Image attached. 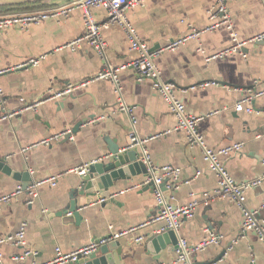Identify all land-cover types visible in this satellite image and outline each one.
Here are the masks:
<instances>
[{"label": "crops", "instance_id": "obj_1", "mask_svg": "<svg viewBox=\"0 0 264 264\" xmlns=\"http://www.w3.org/2000/svg\"><path fill=\"white\" fill-rule=\"evenodd\" d=\"M73 1L57 0L53 5L6 11L0 16L55 10ZM215 1L145 0L142 6H131L127 12L151 48H163L211 25L208 11ZM227 7L240 40L264 31V0H228ZM93 13L98 22L107 20L103 8H94ZM220 19L218 14L214 20ZM84 32L80 9L59 19H47L26 31L17 27L0 30V69L9 70L0 75L7 99L0 112L10 114L0 122V158L7 160L13 172H29L31 184L59 176L56 185L43 183L38 187L32 204L27 203L26 191L0 203V238L15 235L21 224L27 223L25 246L11 241L0 245L2 264L45 262L55 257L57 248L73 252L93 240L140 225L143 226L118 238L127 264H178L174 263L176 251L163 250L159 261L147 253V240L163 232L165 222L155 221L160 206L155 190L144 189L143 175L115 182L110 192L117 203L102 205L97 198L79 196L82 219L59 215L73 198L81 175L78 170L99 160L109 147L130 146L133 117L139 136L148 139L154 164L180 168L178 179L169 181L171 193L166 201L177 206L194 199L197 203L195 215L185 220L180 229V235L192 247L205 243L194 254L193 262L202 264L225 250L220 260L208 264H264V241L253 232L243 233L246 231L240 208L228 198L214 196L217 178L208 168L202 148L189 147L183 131L166 133L177 126V119L169 112L154 81L139 80L131 67L122 71L125 99L134 110L131 114L115 112L117 96L110 81H87L105 62L85 42L75 49L66 46ZM102 32L109 44V63L121 66L135 57L121 28L111 26ZM231 44V33L224 27L203 31L175 51L161 53L156 63L163 77L176 85L188 112L203 117L199 129L209 147L243 144L241 151L223 160L235 181L247 185V205L264 227V181L258 183L259 188L251 185L257 177L264 176V95L253 102L254 112L236 111V103L246 90L264 88V44L249 42L242 53L207 61V57ZM255 81L259 82L257 86ZM207 82L216 84L202 86ZM70 84L74 87L65 99L55 97ZM35 102L40 103L36 109L28 108ZM88 116L90 120L70 139L59 137L50 144L42 143L72 131L79 120ZM22 184V180L0 170V196L12 193ZM212 235L216 238L213 242ZM139 237H144L143 241L138 242ZM27 250L34 254L26 255ZM16 256L24 258L15 261Z\"/></svg>", "mask_w": 264, "mask_h": 264}, {"label": "built area", "instance_id": "obj_2", "mask_svg": "<svg viewBox=\"0 0 264 264\" xmlns=\"http://www.w3.org/2000/svg\"><path fill=\"white\" fill-rule=\"evenodd\" d=\"M227 1L228 0L215 1V5L208 11L211 13V19L213 20V23L206 29L193 31L187 36L179 37L165 47L158 49L151 48L148 42H146L139 35L136 27L128 17V8L131 6H142L145 0H74L69 5L62 6L55 10H33L29 12L8 13L6 15L0 16V30L17 27L20 30L26 31L31 26L40 24L47 19H59L60 17L68 16L77 9L82 10L85 32L82 36L75 39L74 41L69 42L66 46L70 47L71 49H75L78 44L85 42L89 44L105 62L104 67L87 81H110L113 84V91L117 96V108L115 112L131 114L134 110L125 99L121 80L122 71L128 67H131L137 73L139 80H153L156 90L166 102L169 112L177 119V126L168 130L166 133H171L176 130L183 131L185 133L189 147L202 148L204 160L207 163L208 168L216 175L217 178V188L215 190L214 196L219 199L228 198L232 200L241 210L243 229L246 232L256 233V235L259 236L261 240H264V227L261 226L256 216V212L251 210L246 202L247 198L245 194V188L247 185L238 184L235 181L234 177L225 166V162L223 160V158L229 156V154L241 151L243 144L237 143L232 146L219 148L209 147L206 143L203 133L199 129V123L203 117L188 112L184 101L177 92L176 85L163 77L162 71L159 65L156 63V57L161 53L164 51H175L190 38H198L203 31H215L224 27L231 33L232 44L228 48H225L224 50L207 57L208 62L216 58H222L228 54L237 52L242 53L243 47L249 42L264 41V31L258 33L254 37L249 38L248 40H240L237 32L234 30V24L229 14ZM97 7H101L107 12V20L104 23L98 22L94 16L93 9ZM218 14L221 15V19L214 20ZM111 26H118L124 31L130 43L131 50L136 53L135 57L127 64L115 66L108 62L107 49L109 44L102 30L110 28ZM198 50L203 51V48L199 47ZM7 71L9 70L0 69V75L6 73ZM258 83L259 82L255 81L254 85L257 86ZM210 84H216V82H207L202 84V86H208ZM73 87L74 86L70 84L68 89L56 93L55 97H62L65 94L67 95L72 91ZM262 95H264V88L258 89L255 87L246 90L243 93L241 99L236 103V111L244 110L249 113L254 112L253 102L257 97ZM6 103V93L0 83V111L3 109ZM39 104V102L31 103L28 105V108L36 109ZM9 116L10 114H2L0 112V122L7 120ZM134 120L135 118L133 117V130L129 136L130 147L139 148L141 152L139 160L143 161L148 166L149 174L145 178L143 185H146L151 181L154 182L155 199L160 206V211L156 216L155 221L165 222L163 231L172 230L178 234V250L176 251V259L174 263L194 264V254L203 249L202 247L205 246V243L196 247H192L189 242L180 235V229L185 220L195 215L197 203L194 199L187 205L177 206L166 201L160 185L165 178H169V181L171 179H178L180 168L171 165L159 167L154 164L150 151L147 147L148 139H143L139 136L135 128L136 125ZM69 132L70 131L60 134L55 138L44 140L42 143L50 144L52 140L59 137H65L69 134ZM161 135L162 134H158L157 136ZM85 167L81 168V170H78V172L83 174L85 172ZM159 174H161L160 177L158 176ZM199 174L200 172L197 173V175ZM58 177L59 176H56L32 183L26 190H24L22 186H19L12 193L0 196V203L8 202L13 197L26 191L28 193L27 203L32 204L38 195V187L43 183H51L52 185H56ZM258 183H261V181H253L251 185H257ZM142 226L143 225L132 226L123 232L112 234L109 238H105L101 242L104 243L111 239H118L129 232H133L136 229L141 228ZM26 232L27 223L24 222L21 224L18 232L15 235L7 236L5 238L1 237L0 245L11 241L15 245L25 246ZM143 239L144 237H139L137 238V241L141 242ZM215 240V236L212 235L210 241L213 242ZM97 247L98 243L96 241H92L87 246L73 252H63L61 248H57L56 255L52 260L35 264H70L78 261L81 257L88 255ZM25 254L31 255L34 254V252L32 250H27ZM23 258L24 256H16L14 260L20 261ZM0 264H2L1 260Z\"/></svg>", "mask_w": 264, "mask_h": 264}, {"label": "water", "instance_id": "obj_3", "mask_svg": "<svg viewBox=\"0 0 264 264\" xmlns=\"http://www.w3.org/2000/svg\"><path fill=\"white\" fill-rule=\"evenodd\" d=\"M55 1L57 0H0V6H6L7 12H11L15 9V6L20 4L40 2L32 5L35 6L34 8H39L42 5H53ZM260 43L264 44V41ZM159 47L160 46H156L153 49H157ZM67 95H63L62 98L65 99ZM89 120V116L79 120L73 127L72 131L65 136V139H69L72 134L77 133ZM140 155L141 152L138 147H109L107 151L104 152L103 157L93 163L87 164L85 172L79 177L78 185L73 189V198L70 201V205L65 208V210H60L59 215H68L70 217H74L77 221L82 219L83 216L79 212L78 205L79 196H85L89 199L97 198L102 201V205L110 202L117 203L116 198H114L113 194L110 192V188L114 186L116 181H119L120 179L130 180L138 175L147 177L149 174L148 166L143 161L139 160ZM0 170L22 180V188L24 190H26L32 182V176L29 172H13L5 158H0ZM158 176L160 177L161 174ZM253 181H261L262 183L264 181V177L259 176ZM260 186L261 185L258 184L254 187L259 188ZM160 187L165 198L168 199V193H171V190L169 189V178L163 179ZM144 189L155 190L154 182L151 181L150 183L144 185ZM243 233L248 234V232ZM254 234L256 235V233ZM110 236L111 235H108L105 238H109ZM105 238L93 240L98 243V247L88 255H85L78 261L70 264H127V261L124 258V248L119 239H111L102 243L101 241ZM178 242L179 238L176 232L172 230L163 231L147 240V253L152 254V257L159 261L163 250L168 249L170 253H172V251H177ZM225 252L226 251L223 250L215 258L208 260L207 262H202V264H208L213 261L220 260L224 256ZM196 264L200 263L197 262Z\"/></svg>", "mask_w": 264, "mask_h": 264}, {"label": "trees", "instance_id": "obj_4", "mask_svg": "<svg viewBox=\"0 0 264 264\" xmlns=\"http://www.w3.org/2000/svg\"><path fill=\"white\" fill-rule=\"evenodd\" d=\"M38 4L40 2H35V3H24V4H20V5H17L15 6L14 10H19V11H25V10H30V9H33L35 6H32L34 4ZM45 5H42L40 7H44ZM7 10H6V6H0V13H5Z\"/></svg>", "mask_w": 264, "mask_h": 264}]
</instances>
